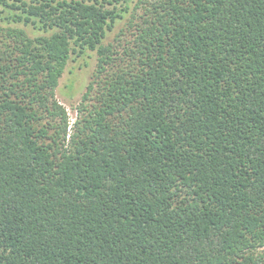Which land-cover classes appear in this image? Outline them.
I'll list each match as a JSON object with an SVG mask.
<instances>
[{"label": "trees", "instance_id": "obj_1", "mask_svg": "<svg viewBox=\"0 0 264 264\" xmlns=\"http://www.w3.org/2000/svg\"><path fill=\"white\" fill-rule=\"evenodd\" d=\"M88 51L67 133L55 88ZM263 246L264 0H0V264H264Z\"/></svg>", "mask_w": 264, "mask_h": 264}, {"label": "rangeland", "instance_id": "obj_2", "mask_svg": "<svg viewBox=\"0 0 264 264\" xmlns=\"http://www.w3.org/2000/svg\"><path fill=\"white\" fill-rule=\"evenodd\" d=\"M136 12L139 14L141 12V8H138ZM120 29H123L125 34H121L119 39L124 41L126 38H129L131 35L129 34L131 29L129 30V27L125 26L124 21H120L115 24L111 31H108L107 36L104 39V43L113 42L115 35ZM116 41L118 40H115V42ZM72 57L67 61L61 76L58 78V84L55 88V97L65 108L68 117L67 133L71 131L70 128L72 122L77 116L76 107L81 101V96L85 91V86L92 79V73L96 68V57L93 51H88L85 56L77 58ZM84 62H86V64H84ZM70 82H72L73 87L68 86ZM67 91L69 93L72 92V96H68L69 94L67 95ZM260 248H264V246Z\"/></svg>", "mask_w": 264, "mask_h": 264}]
</instances>
